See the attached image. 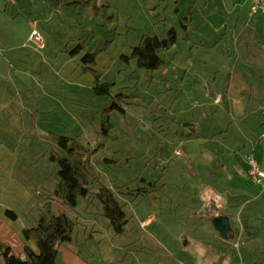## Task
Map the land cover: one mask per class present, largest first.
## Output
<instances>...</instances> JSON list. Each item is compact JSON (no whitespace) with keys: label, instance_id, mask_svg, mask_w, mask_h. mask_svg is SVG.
Returning <instances> with one entry per match:
<instances>
[{"label":"rangeland","instance_id":"374dc122","mask_svg":"<svg viewBox=\"0 0 264 264\" xmlns=\"http://www.w3.org/2000/svg\"><path fill=\"white\" fill-rule=\"evenodd\" d=\"M71 1L0 0V242L14 255L24 245L37 252L23 231L41 213H64L76 224L55 264H241V228L224 241L207 215L233 213L241 227L239 219L253 220L261 207L252 201L264 191L232 166L244 168L242 156L251 155L261 132L253 122L264 119L260 112L242 120L240 104L233 112L213 107L209 95L223 83L239 88L246 75L254 79L249 73L263 64L264 42L250 44L247 54L237 49L228 18L229 31L202 44L198 34L181 31L176 0H91L79 12ZM211 9L210 0L203 14ZM246 17L238 28L251 22ZM171 28L178 41L159 52L162 64L153 72L139 67L131 48L144 35L164 39ZM87 54L94 61L86 64ZM257 107L249 104L248 113ZM55 136L76 140L96 162H116L96 171L123 204V234L112 233L96 199L79 198L73 209L49 199L57 182ZM224 144L240 147L230 153ZM206 185L216 187L221 203L204 202ZM145 187L151 191H138ZM223 244L221 256L215 250Z\"/></svg>","mask_w":264,"mask_h":264},{"label":"trees","instance_id":"16d2710c","mask_svg":"<svg viewBox=\"0 0 264 264\" xmlns=\"http://www.w3.org/2000/svg\"><path fill=\"white\" fill-rule=\"evenodd\" d=\"M90 3L91 0H72L70 2V4L77 6L78 10L76 11L78 12L85 10ZM166 34L167 37L164 39H160L157 35H144L138 45L131 48V55L137 60L139 67L153 72L162 64L159 52L168 51L178 41L173 28ZM83 60L87 64L93 62L94 57L92 54H87ZM96 81H98L97 77ZM103 86L107 85L103 84ZM104 87L100 88L97 85L95 90H101ZM54 140L56 147H54L50 157L58 166L56 169L57 182L54 190L48 196L49 199L52 202H59L61 207L65 209L75 208L79 198L91 203L96 199L100 204L99 208H101L102 215L112 227V233L114 235L123 234L122 232H125L128 223L123 211V204H120L119 198L116 196L117 192L102 184L96 171L102 163L114 164L116 162L106 158L96 162L90 156L92 153L74 139L55 136ZM247 157L252 156H245V163ZM246 165L248 171V164L246 163ZM138 191L149 193L151 190L145 187L139 188ZM52 202L44 205L46 210L50 208ZM6 213L9 217L16 218L15 213L11 211H6ZM75 224L74 220L64 213L57 215L47 212L41 213L36 225L23 231V237L26 240L30 238L34 240L37 252L32 250L30 246L24 245L22 253L14 255L10 247L0 242V264H55L59 252L58 248L72 241L71 234Z\"/></svg>","mask_w":264,"mask_h":264},{"label":"crops","instance_id":"0c3cea01","mask_svg":"<svg viewBox=\"0 0 264 264\" xmlns=\"http://www.w3.org/2000/svg\"><path fill=\"white\" fill-rule=\"evenodd\" d=\"M205 1L206 2H204V5L206 6L210 0H205ZM214 1L215 0H211V5L213 6V9H211L207 15H204L202 11V8L204 5L201 6L199 4L200 1L198 2V0H191V1L183 2L182 0H176L177 5L175 7L176 8L175 17H176V21L180 22L179 25L181 27V31H184L186 34L192 33V32L196 33L198 34L199 36L198 38L201 40L202 44L203 43L209 44L211 42V38L213 40V38L215 37H222L221 31H224L225 33L226 31H229L230 21L228 18H230L231 20H233V25L231 27L232 29L230 30V32H231L232 39L236 41V44H235L236 48L238 49V46H240V48L244 47L246 54L248 52V48L250 44H253L255 49H258L257 47L261 46L260 42L262 41L264 42V13L260 12L254 17L249 16V9H250L251 4L254 3V0H221V2L217 4H215L216 1L215 2ZM189 4H191L190 7H188ZM221 12H225L224 14L226 15L225 18L221 15L223 14ZM244 15H247L246 18H250L251 22L244 23L243 26L238 28L239 22L242 20V17ZM204 27H206V31L203 30ZM247 32H250V33L247 34ZM176 33H177V30H175V34ZM176 36L178 35L176 34ZM259 50H262L260 54L264 55V48L259 49ZM237 52L239 56H240V53H243L238 50ZM255 56L257 55L256 54L253 55L250 52V55L247 57L254 58L256 60ZM236 67H233V69L236 70ZM259 67L261 68L257 69L258 68L257 67L255 70L254 69L250 70V71H253L254 73H249V74H255L254 79L246 75L245 83H242L239 88H237V86H235L233 82L228 83V84L223 83L222 84L223 86L220 89V92L219 91L214 92V93L211 92L209 95V98L211 99L212 106L220 107V105H223L224 110L230 109L229 111H232L234 109L233 106H237L240 104L239 106L242 107L240 110L243 113L242 120H247L251 116H255L256 113H260V112L262 113L261 119H264L263 118V115H264V61H263V64L259 65ZM251 78L253 79V82L250 85L248 82L251 80ZM247 91H248L249 96L245 101L244 96L247 94L246 93ZM241 95H244L242 96L243 98L240 97ZM240 102H244V103L241 104ZM252 103H254V105H257L258 107L255 109L254 113L252 111V113L249 114L247 108H248V105ZM244 104L246 106V109L244 108ZM253 109L254 108H252L251 110ZM235 111H237V114L239 115L238 110L235 109ZM262 121H260V123L258 121L253 122L256 124L254 125V127L255 128L257 126L260 127L259 131L261 130V132H260L259 138L255 140V143L252 142L251 149L253 150V152L249 151L250 152L249 154H251L250 156L253 157V159L259 165L260 168H264V144H262V139L264 140V132L262 133V131H264V123ZM250 135L251 133L248 134L247 136L250 137ZM260 136L262 139H260ZM250 141H253V140H250ZM223 147L225 148V150L230 151V153H234V151L239 150L238 148L240 147V145L235 146V145H230V144L229 145L224 144ZM236 155L237 154H235V156ZM244 158L245 156H242V161H244ZM245 164L243 168L240 165V163L236 161L235 164L233 163L232 169L234 168L237 169V172L235 174L239 176L240 178H243V179L245 178L247 180L246 178L247 177L246 176L247 175V165ZM204 190L205 191L202 194V198L204 202L205 200H207L206 203H208L209 206H211L210 202H215V201H218V203L222 202L220 193L216 190V187L211 188V185L210 186L206 185ZM242 193H246V192L242 191ZM263 196H264V192H261L260 196H256V198L252 201L253 203H261V207H256L257 212L254 209L252 210L251 215H253L254 217L253 220H251L250 218H246L245 222H242L239 219V223L242 224L241 227L237 224L238 217H236L235 219L236 215L233 216V213L224 214V215L212 213L211 216L207 215L210 222L213 218H216V217H220V216L228 217L231 228H241L243 232L245 231L247 236H244L243 232L242 234L240 233V235H242V239L245 240V245H244L245 247L243 249L241 247L238 248L241 264H247V262L257 264L261 260L264 262V235L260 233V231H264V198L262 199ZM236 203L237 202H234L232 204H236ZM261 208L262 210H260ZM149 222H151V219L148 218L144 222V224H148ZM258 227L261 228V230ZM232 238H234V234ZM229 239L230 238H227L225 240H229ZM227 245L228 244L219 245L217 250H215L218 253V255L221 254L222 256L225 252H227L225 250V247H227ZM259 251L261 254H263V257H260V258L257 257V253H259ZM222 262L223 260L218 263H222ZM226 264H233V262L229 261Z\"/></svg>","mask_w":264,"mask_h":264},{"label":"built area","instance_id":"2783aa9c","mask_svg":"<svg viewBox=\"0 0 264 264\" xmlns=\"http://www.w3.org/2000/svg\"><path fill=\"white\" fill-rule=\"evenodd\" d=\"M260 12L264 13V0H254L249 9V16L254 17ZM246 163L248 164L246 176L250 183L264 190V168H260L252 157H247Z\"/></svg>","mask_w":264,"mask_h":264},{"label":"water","instance_id":"95a60500","mask_svg":"<svg viewBox=\"0 0 264 264\" xmlns=\"http://www.w3.org/2000/svg\"><path fill=\"white\" fill-rule=\"evenodd\" d=\"M213 229L218 233V235L223 238L224 240L227 238L232 239L233 237V230L230 226V221L228 217H216L211 220Z\"/></svg>","mask_w":264,"mask_h":264}]
</instances>
